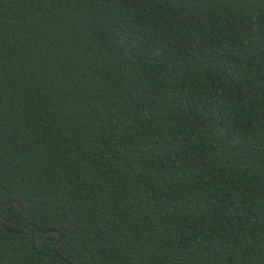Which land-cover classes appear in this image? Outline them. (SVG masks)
I'll return each mask as SVG.
<instances>
[{
  "label": "trees",
  "instance_id": "trees-1",
  "mask_svg": "<svg viewBox=\"0 0 264 264\" xmlns=\"http://www.w3.org/2000/svg\"><path fill=\"white\" fill-rule=\"evenodd\" d=\"M5 202L0 264H264V0H0Z\"/></svg>",
  "mask_w": 264,
  "mask_h": 264
},
{
  "label": "water",
  "instance_id": "water-1",
  "mask_svg": "<svg viewBox=\"0 0 264 264\" xmlns=\"http://www.w3.org/2000/svg\"><path fill=\"white\" fill-rule=\"evenodd\" d=\"M11 203H15V204H18V203H16V202H5V203H2V204H0V206H5V205H8V204H11ZM19 205V204H18ZM19 208H20V211H19V214H21L22 213V207H21V205H19ZM19 214L18 215H16V216H14L13 218H11V219H9V220H7V221H5L4 223H3V228L7 231V232H9V233H13V234H19V233H22L25 229H26V225L23 227V229L21 230V231H19V232H16V231H9L7 228H6V223L8 222V221H10V220H14V219H16L18 216H19ZM28 226H30V227H34L36 230H38L39 232H41V233H43V234H56L57 236H58V239H57V241L55 242V244H54V246H53V249H54V252H55V254H57V252H56V248H57V246L60 244V242H61V234L60 233H58L57 231H54V230H41V229H39V228H37V227H35L33 224H29Z\"/></svg>",
  "mask_w": 264,
  "mask_h": 264
},
{
  "label": "flooded vegetation",
  "instance_id": "flooded-vegetation-1",
  "mask_svg": "<svg viewBox=\"0 0 264 264\" xmlns=\"http://www.w3.org/2000/svg\"><path fill=\"white\" fill-rule=\"evenodd\" d=\"M9 220V219H8ZM7 221V220H6ZM11 221V220H10Z\"/></svg>",
  "mask_w": 264,
  "mask_h": 264
}]
</instances>
